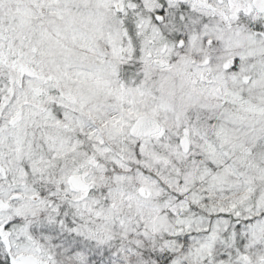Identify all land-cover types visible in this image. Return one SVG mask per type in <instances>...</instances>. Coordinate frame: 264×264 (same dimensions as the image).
<instances>
[{
	"label": "snow or ice",
	"instance_id": "1",
	"mask_svg": "<svg viewBox=\"0 0 264 264\" xmlns=\"http://www.w3.org/2000/svg\"><path fill=\"white\" fill-rule=\"evenodd\" d=\"M0 264H264V0H0Z\"/></svg>",
	"mask_w": 264,
	"mask_h": 264
}]
</instances>
